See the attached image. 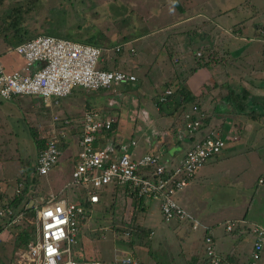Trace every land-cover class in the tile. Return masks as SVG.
<instances>
[{
    "label": "rangeland",
    "instance_id": "rangeland-1",
    "mask_svg": "<svg viewBox=\"0 0 264 264\" xmlns=\"http://www.w3.org/2000/svg\"><path fill=\"white\" fill-rule=\"evenodd\" d=\"M17 3L23 4L24 0H2L0 2V13L9 10L12 6H16ZM179 6L182 7V2L180 0H177V2L176 0H35L30 9L27 12H21L20 15L22 16L21 25L32 36L40 33H48L67 38L63 33L68 32L71 37H69L70 39L78 41L79 38H77V36L83 38L92 32H100L102 35L96 38V40H98V42L100 41L101 44L99 45L101 47L108 49L107 51L105 50L102 55V60L106 61L109 65L107 69H111L113 66L123 70L124 68L129 69L132 66L136 68L137 62L139 61L143 65L148 63V61L155 56V53L150 50L154 44L152 39L156 40L159 38V41H161L166 33L169 35V43L178 47L182 36L180 37L176 35V33L181 23L179 26H171L170 28L166 27V25L184 19ZM173 7L176 11L170 13ZM158 10L159 13L157 12ZM122 19L125 20L121 22ZM54 25L59 32L52 29ZM172 29L175 31H172ZM150 30H153L154 33L143 36L141 40L136 38L138 33H147ZM122 36H126L128 39L124 42L130 40L132 43L125 44L123 55L115 57L112 47L118 43H124L120 42L122 41ZM132 44L135 51L133 50L132 54L129 52L126 54V52H124L126 51L125 49L131 47ZM8 45L9 44H5L0 38V62L8 69H20L22 66V59L11 51L12 45ZM224 45L223 39L218 37L215 46L219 48L215 49V52L221 54V56L227 54L228 50L224 49ZM149 50L150 52H148ZM175 53V50L171 51V58L173 57V60L175 59ZM258 61L260 64L257 63ZM253 64L257 68L259 66L264 67V58L262 54L261 56L258 55L256 60H253ZM177 65L178 64H176V67L179 68L180 66ZM135 68L132 69L131 72L135 76H138ZM170 74L172 73H169V68L164 65L151 67L144 81L146 83L147 78L150 80L155 79L156 81L158 77L160 78L159 80H165ZM175 74L180 73L176 71ZM140 75L143 76V74ZM149 75H151V77H149ZM157 83L158 82L155 83L154 89L155 92H160L162 85L161 83ZM145 90H147L146 92L149 91L147 88H145ZM134 91V88H131V85L128 83L114 84L108 89L101 88L96 91H86L80 87H74L69 95L58 98L59 104L54 108L51 106L50 109L42 104L40 99L36 97L21 95L12 100H2L0 98V128L2 129L1 131H3V138L0 139V190L6 191L7 194H11L16 181L19 179L20 172L25 169V165L28 163H30V165L32 164V160L36 157L38 151V146L34 142L32 134L34 133L35 137L39 139L44 134V130L46 131L51 128L50 111L52 108L62 111V114L73 118L75 121H79L81 119L80 116L86 112L85 110L100 107L104 109V107L109 106L108 101H117V112H119V115L121 114L120 119L124 121L123 126L126 128L123 134L128 135V132H130V125L133 124L134 120L139 122L137 117H132L131 115V106L138 102L137 98L134 97ZM123 95L129 96V98L125 100ZM93 97L97 98L102 103L99 104L94 102L96 100L93 101ZM115 106H117V104L108 108L111 110V108ZM256 108H259V106H252L253 110ZM222 112L226 113L224 110ZM149 113L152 117L157 116V112L152 105ZM124 114L127 115V117H124ZM254 120L255 123L260 125L258 129L260 131H256L254 134L264 135V119L260 120L259 118H255ZM53 126L55 129L59 127V125ZM9 131H12V133H9ZM9 134H13V140L6 139ZM252 134L253 132L251 135ZM133 136L141 141L139 144L143 143L144 135L140 129L135 130ZM75 137L76 134L74 139L66 142L63 148L61 146L65 153H63L61 149L62 153L60 154L63 158L58 157L57 165L55 164L59 172L66 175V177L70 176L74 168V165L70 161L72 154L69 153L73 152L72 145L76 144ZM255 140L257 143L252 145L253 147H248L250 150L253 148V152H249L248 155L247 152L244 151V146L239 149V147H235L236 145H231L232 143L226 145L228 143L226 142L225 148H222L219 152L220 154H218V160H221L220 158L223 159V157L227 158L223 160L221 164L225 166L223 167L222 173L230 171L228 172V177H230L228 178V182L230 185L227 186L226 184H222L223 180L216 176L207 186L200 190L201 194H207L206 197L208 196L209 202L211 203L209 205L214 206L219 205L218 201L228 199L231 195L232 200L226 202L224 208L235 207L236 212L230 214L231 219L234 220L235 228L240 221V217L246 221L245 225L249 227L247 232L242 234H237V231H235L236 237L240 240L237 242L239 248H236L235 251L237 253L240 252L244 260L247 259L251 246L252 235L250 227H253L252 224H255L264 228V182L263 184L257 183L258 176L261 175L264 178V141H260L259 137ZM7 141L10 143L8 145H3V143H7ZM63 141L64 140L60 141V145L64 144ZM75 150L77 151L78 149L75 148ZM139 150L138 146L137 151ZM237 152H240L241 155L237 156ZM230 153L231 155H229ZM136 154L138 153L136 152ZM64 158H69V160L66 161ZM256 158H259L260 161ZM215 160L216 159L212 158L208 159L198 171H205V167ZM55 165L49 171L50 174L48 173L46 176H39V178H37L38 186L36 189L31 190V195L27 198L26 204L28 206L36 205L38 202L45 200L48 195L58 193V184L55 183ZM239 166L241 168V173H237L239 172L237 171V167ZM67 168L69 169L66 170ZM4 180L7 186H5ZM238 181L243 183L241 186L243 190L240 192L238 191V189H240ZM63 182L60 181V183ZM120 190L122 189L118 188V190H116V188H106V190L101 193L98 204L90 206V209L87 211L88 215L84 222H82V225L80 226L79 221H76L78 232L75 235L74 245L71 244V249L80 252V257L98 260L100 264H118V262L114 261V258L123 256V251L126 250H132L133 254L136 252L137 259L140 256L138 252L143 251L144 255L146 253V255L152 258L160 260V255L154 249V245L159 239L156 237L153 239L151 238V235H149L150 229L144 234L137 229L138 223H136V221H140V213L137 217L138 208L136 207V201L131 198V194L120 192ZM61 194L62 196L66 194L64 196L69 197L72 202H76L75 199L77 197H84L82 193L77 191H75V195H71L72 192H70L69 189H66L65 192L62 189ZM191 199L194 200L193 196H191ZM174 200L178 203L182 200V197L180 199L175 197ZM1 201H4L2 195H0V203ZM149 208L146 212L145 222L141 225L142 228H145L143 225H148L147 220L149 217L153 224L159 223V220L162 221L155 202H151ZM151 209L156 212H154V215ZM214 213L217 215L216 218L222 215L221 207H217ZM4 220L5 219H0L1 224H3ZM33 220L34 212L32 211V213L26 214L23 221L21 217L13 225L4 227L2 240L0 241V263L12 264L15 262L17 257L14 252L17 249L14 250L12 248V239L15 235L14 232L24 229L32 234ZM131 224L137 229L138 235L134 237L133 245L127 246V244L122 241L128 239V234L126 235L124 232L127 233V225ZM223 226L224 223H219L216 231H219V227L221 228ZM235 233L232 234L235 236ZM199 237V232L191 233L188 237L190 241H195L194 247H196V249V242L199 241ZM262 245L260 258L256 264L264 263V238L262 240Z\"/></svg>",
    "mask_w": 264,
    "mask_h": 264
},
{
    "label": "crops",
    "instance_id": "crops-1",
    "mask_svg": "<svg viewBox=\"0 0 264 264\" xmlns=\"http://www.w3.org/2000/svg\"><path fill=\"white\" fill-rule=\"evenodd\" d=\"M180 1L182 2V7L179 6L181 8L180 12L183 13L184 19L166 25V27L170 28L171 26H179L181 23L176 33V35L182 36L178 47L169 43L170 39L167 33L161 41H159V38L156 40L152 39L154 44L150 50L155 53V56H153L148 63H145V65L140 61L137 62L135 68L138 74V76H135L137 77L135 80L136 82L134 81V84L129 83L131 88H134V97H136L138 101L131 106V115L132 117H137L139 122L134 120L133 124L130 125V132H128V135L123 134L126 128L123 126L124 121L120 119L121 114L119 115V112H117L118 102L108 101L109 106L106 102L108 107L114 104H117V106L111 108L113 111L108 107L96 109L104 116H113L116 121L110 131L102 132L99 135L96 145L106 146L108 149L112 150L113 154L122 152H131L133 156L142 155L144 153L157 154L161 161L177 164L194 140L202 137L209 129H217L229 136H235V139L227 140L228 143L226 145L232 143L231 145H236L235 147H239V149L244 146V151L247 152L248 155L249 152H253V148L250 150L248 147L257 143L255 140L256 138L259 137L260 141H264V135L254 134L256 131H260L258 130L260 125L255 123V120H253L250 115L252 106L258 105L259 108L254 109V111L259 113V117L257 118L260 120L264 119L261 108V103H263L264 98V67L259 66L257 68L253 64V60H256L258 55L261 56L262 54L264 58V39L258 34V28L264 26V0ZM175 11L176 9L173 7L170 13ZM157 12L159 13V10ZM155 14L157 15L156 11ZM173 29L172 31H175ZM153 33V30L147 33H138L136 38L141 40L143 36ZM218 37L223 39L225 44L224 49L228 50L227 54L223 56L215 52V49L219 48L215 46ZM150 50L148 52H150ZM172 50L176 51L174 60L172 59L173 57L171 58ZM196 53H198V55ZM196 61L204 65H200L193 71H190L191 68L195 66ZM257 63L260 64L259 61ZM176 64L180 67L177 68ZM160 65L166 66L169 68V73H172L166 79L173 78L174 82L183 81L188 92L194 97V104L205 112V118L198 131L188 135L183 128L182 114L190 113V107L193 104L192 101L182 105V107L179 106L178 109L172 111L169 115H162L158 112L157 108H155L157 116L152 117L150 115L149 110L152 105L150 99H153L154 96L156 97V95H154L155 83L158 82L157 84H160L166 79L159 80L160 78L158 77L155 81V79L150 80L147 78L146 83L144 80L151 67ZM4 69L10 70L14 68L8 69L4 67ZM176 71L180 74H175ZM140 74H143V76ZM149 77H151V75H149ZM144 87L149 91L146 92L147 90H145ZM123 98L126 100L129 96L123 95ZM237 98L241 99L247 106L246 109L239 110ZM235 99L237 104H235ZM93 101L99 104L102 103L95 97H93ZM171 109H173V106H169L167 109L164 108L163 110L168 112ZM223 110L226 111V113H223ZM52 111L66 116L61 113L62 111L56 109ZM124 117H127V115L124 114ZM138 129H140L144 135L142 144H139L141 141L133 136V132ZM1 130L0 128V131ZM9 132L12 133V131ZM252 132L253 134L251 135ZM2 134L3 131L0 133V139L3 138ZM74 136L75 132H72V130L68 132L63 141L64 144L62 148L66 142L74 139ZM6 139L13 140V134H9ZM33 139L36 143L34 137ZM76 140L77 136L75 137V141ZM130 141L134 142V146H130ZM9 143L10 142L7 141V143H3V145H8ZM75 143L76 147L73 144V152L69 153L72 154V158H70L71 163H73V157L77 152L75 148L78 149L77 141ZM138 146L140 149L139 151H137ZM223 148H225V146ZM136 152L138 154H136ZM63 153H65L64 150ZM218 154L208 158L216 160L210 162L205 167V171H197L192 180L176 194V198L178 197V199H180L182 197V200L178 202L179 206L190 216L199 220L210 229L214 249L220 257L226 260V263L244 264L246 260H244L242 254H240V252L237 253L235 249L239 248L237 242L240 241L239 238L236 237V233L242 234L248 230V226L245 225L246 221L240 217L241 222H238L236 228L234 225L231 230L226 231L223 226L221 228L219 227V231H216L219 223L222 224L225 221L233 220L230 214L236 212L235 207L224 208L226 202L232 200L231 195L228 199L218 201L219 205L214 206L209 205L211 203L209 202L208 196L206 197V193H200V190L207 186L216 176L223 180L222 184H226L227 186L230 185L228 182V178H230L228 177V172L230 171L222 173L223 167L225 166L221 164L222 161L227 158L223 157V159L220 158L221 160H218ZM229 155H231V153ZM238 155H241L240 152H237V156ZM61 156L60 154L59 158H63ZM64 159L66 161L69 160V158ZM256 159L260 161L259 158ZM56 165L55 183L58 184L57 192H59L69 176L66 177V175L59 172ZM68 169L69 168L66 170ZM237 169V171H239L237 173H241L240 166L237 167ZM60 181L63 183H60ZM263 182L264 178L261 175L258 176L257 183L263 184ZM242 184L243 183L240 181L239 192L243 190L241 188ZM191 196H193L194 200L191 199ZM149 205H151V202L146 201L142 202L140 207L136 205L138 208L137 217L140 213L139 225L145 222L146 212L150 209ZM217 207H221L222 212V215L218 218H216L217 215L214 213ZM151 212L154 215L155 211L151 209ZM147 221L148 225L143 226L151 230L152 239L154 237L159 239L156 241L154 249L160 255V260L154 259L146 255V253L144 255L143 251L138 252L140 256L137 259L136 252L133 254L132 250H126L125 252L127 255L130 254L132 256L135 262L133 264H206L205 261L202 260L201 248L197 246L196 249V247H194L195 241L192 242L188 239L189 235L185 233L187 228L185 222L175 220L164 222L163 220H159V223L153 224L150 217ZM235 230H237L236 233ZM232 233H235V236ZM198 243H200V239L196 242L197 245Z\"/></svg>",
    "mask_w": 264,
    "mask_h": 264
},
{
    "label": "built area",
    "instance_id": "built-area-1",
    "mask_svg": "<svg viewBox=\"0 0 264 264\" xmlns=\"http://www.w3.org/2000/svg\"><path fill=\"white\" fill-rule=\"evenodd\" d=\"M258 34L264 39V26L258 28ZM127 43L130 44V41L114 45L113 53L119 52ZM128 49L132 54V47ZM105 50L108 49L45 33L24 39L11 47V51L22 59L20 69L5 70L0 62V98L12 100L17 96L29 95L40 99L50 109L58 104V98L69 95L74 87L96 91L108 89L114 84L133 83L136 77L132 73L117 68H101ZM53 108L50 111L51 128L44 130L39 138L43 141L35 157L36 174L44 176L56 164L61 153L60 141L71 130L77 136L76 163L58 195L50 194L36 205L23 206L34 212L33 233L25 246L14 252L17 258L12 264H100L95 259H74L73 256L81 253L72 250L71 244L75 242L78 232L76 221L85 220L86 212L90 209L84 204L97 203L101 193L108 187L123 189L127 194L135 195V200L143 198L154 201L164 222H185L191 233L199 232L202 236L201 251L208 259V264L220 263L210 229L190 216L174 198L204 162L218 154L227 140L235 139V136L209 129L192 143L177 164H171L161 161L157 154H113L106 146H97L99 135L115 123L113 116H104L98 109L90 108L85 110L79 121H75L52 111ZM204 118L205 112L192 104L190 113L182 114L185 132L192 134L198 131ZM53 125L59 127L55 129ZM129 144L134 146L133 141ZM21 187L22 182L18 179L14 186L16 195L20 193ZM62 189L64 192L69 189L71 195H75V191L80 192L84 197H77L76 202H72L64 196L66 194L62 196ZM21 217L23 221L25 217L21 211L12 215L8 203L0 205V219H5L6 225H13ZM234 225L233 220L225 221L224 229L229 231ZM250 232L251 246L245 264H256L263 246L264 229L253 224ZM2 233L0 231V241ZM114 261L119 264L134 263L132 256L125 251L123 256L115 257Z\"/></svg>",
    "mask_w": 264,
    "mask_h": 264
},
{
    "label": "trees",
    "instance_id": "trees-1",
    "mask_svg": "<svg viewBox=\"0 0 264 264\" xmlns=\"http://www.w3.org/2000/svg\"><path fill=\"white\" fill-rule=\"evenodd\" d=\"M34 1L35 0H24L23 4L17 3L16 6L10 7L11 9L9 8V10H6V11H3L2 13H0V38L5 42V44H9V45L13 46L16 43L23 41L24 39L32 37V35L21 25L22 16L20 15V13L23 12V11L27 12L30 9V7L33 5ZM124 20L125 19H122L121 22H123ZM52 29L57 30L55 25H54V27ZM45 34H48V33H45ZM63 34H64V36H67V38L70 37L68 32L63 33ZM101 35L102 34L100 32L95 31V32L90 33L89 35H86L83 38H80V36H77V38H79L78 41H80V42H83V43H86V44H92V45L100 46L99 44H101V43H100V41L98 42V40H96V38H98ZM121 39H122L121 42H124V41L128 40L126 36H122ZM73 40H75V39H73ZM131 47L134 50L133 45H131ZM123 50H124V47H121L120 51L115 54V57L123 55ZM125 50L126 51H124V52H126V54H127V52H129L128 51L129 49L127 48ZM100 65H101V68H107L109 66L106 61H103ZM200 65H204V64L203 63H199V62L196 61L195 66L193 68H191L190 71H193L196 67H198ZM112 68H116V67L112 66ZM134 68L135 67H133V66L130 67L129 69L124 68L123 71L132 73L131 70L134 69ZM130 84H132V83H130ZM161 85H162L161 91L160 92H155L154 95L155 94H157V95H156V97L154 96L153 99L151 98L150 102H151L152 106L154 108H157L158 112L161 113L162 115H164V114L165 115H169V114L172 113V111L178 109L179 106L182 107V105H184V104H186L188 102H191V101L193 102V100H194L193 99L194 98L193 95H191L190 92H188V90H187L185 84L183 83V81L182 82L181 81L174 82L173 78H169V79H166L164 82H162ZM167 90H169L170 92L169 93H165V91H167ZM237 103H236V99H235V104H237L239 110L246 109L247 106L242 102L241 99L237 98ZM193 104H194V102H193ZM261 104H262V106H261L262 115L264 116V98H263V103H261ZM169 106H173V109L169 110L168 112L163 110L164 108L167 109ZM250 115H251V118L253 120L255 118L259 117V113L255 112L253 109L251 110ZM112 126H111V128H112ZM111 128L109 130H107V131H110ZM32 136L35 138L36 144H37V146L39 148L42 145V141L43 140L37 139L35 137L34 133L32 134ZM75 163H76V156L73 157V163L72 164L75 165ZM37 178H39V176L36 174L35 158H34L32 160V164L30 165V163H28L27 165H25V169L20 172L19 181L22 182V187H21L20 193L16 195L14 193V189H13L11 194H7L6 191L0 190V195H2V198L4 200V201H1L0 205L3 202L8 203L11 206V208H12V215L13 216L19 211H21L23 213L24 217H26V214L32 213V209L31 208H24L23 206L27 203V198L31 195V192H32L31 190L36 189V187L38 186ZM4 182H5V180H4ZM5 186H7L6 182H5ZM115 188L118 190V187H115ZM115 188L111 187V189H115ZM120 191L121 192H125V190H123V189L120 190ZM131 196H132L131 198H133V200H135L134 199L135 195H131ZM135 201H136V205L138 207H140L142 202H145V201L146 202H154V201H147V200H145L143 198H139V200H135ZM98 202L97 203H92V204L89 203V202H86L84 205L87 208H89L91 205L98 204ZM157 208H158V206H157ZM86 215H88L87 212H86ZM82 222H84V219L79 220V225L80 226L82 225ZM136 223H138V222L136 221ZM6 224H7V222L5 220L3 221V224H1V222H0V231L3 232V230L5 229L4 227L8 226ZM137 227H138L137 229H139V231H142L143 234L147 233V231H149V228H146V227H145L146 229L142 228L141 225H139V224H137ZM137 229L133 226V224L127 225L128 239H126L127 241L125 240V241H122V242L127 244V246H132L133 243H134V237L138 235ZM235 231H237V230H235ZM185 233L189 234V235L191 234V232H190L188 227L186 228V232ZM14 234L15 235H14V237L12 239V243H13L12 248L14 250L17 249V248L24 247L25 244L31 238V235H32V234L28 233L24 229L18 230L16 232H14ZM200 237H202V236L200 235ZM200 237H199V239H201ZM73 245H74V243H73ZM197 246H199L201 248V244L200 243H198ZM201 254L203 256L202 260L205 261L206 264H208V259L205 257V255L203 253H201ZM73 258L74 259H80V258L82 259V257H79V256H73ZM225 261L226 260H224L222 257H220V263L219 264H228Z\"/></svg>",
    "mask_w": 264,
    "mask_h": 264
},
{
    "label": "clouds",
    "instance_id": "clouds-1",
    "mask_svg": "<svg viewBox=\"0 0 264 264\" xmlns=\"http://www.w3.org/2000/svg\"><path fill=\"white\" fill-rule=\"evenodd\" d=\"M24 96H29V95H24ZM31 97H33V96H31ZM249 228V227H248Z\"/></svg>",
    "mask_w": 264,
    "mask_h": 264
}]
</instances>
